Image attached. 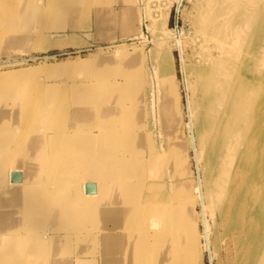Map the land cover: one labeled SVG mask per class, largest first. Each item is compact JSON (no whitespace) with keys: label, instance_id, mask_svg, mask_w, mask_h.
Here are the masks:
<instances>
[{"label":"bare ground","instance_id":"1","mask_svg":"<svg viewBox=\"0 0 264 264\" xmlns=\"http://www.w3.org/2000/svg\"><path fill=\"white\" fill-rule=\"evenodd\" d=\"M31 1L34 7L23 5ZM175 1L180 15L184 0ZM20 2L26 22L48 14L59 30L73 26L71 7L84 12L90 5L86 14L94 17L102 37H112L111 22L117 20L127 26L123 35L138 29L134 7L114 10L117 17L111 21L100 0H54L48 6L44 0ZM166 20L163 12L154 19L157 25ZM172 32L183 55L181 36ZM198 34L201 56L193 82L182 61L190 145L199 171L196 196L182 158L173 74L163 56L155 69L158 89L152 99L161 115L164 144L159 148L155 138L150 156L134 153L145 151L143 51L128 53L123 45L112 56L92 54L0 72V85L26 81L21 97L27 98V108L11 107L6 120L0 112V264H58L57 259L73 253L79 263L83 254L99 250L102 264H195L200 256L193 234L198 231L189 218L194 196L203 207L205 245L212 256L208 211L218 212L225 224L232 264H264V0H203ZM50 35L40 33L35 48L61 43ZM86 63L98 68V85L78 86L71 103L62 96L33 99L43 85L37 82ZM112 77L120 84L108 85ZM63 102L69 105L60 109ZM61 118H70V126L56 131ZM141 162L156 179L147 189L130 181ZM89 186L94 190L89 192Z\"/></svg>","mask_w":264,"mask_h":264},{"label":"rangeland","instance_id":"2","mask_svg":"<svg viewBox=\"0 0 264 264\" xmlns=\"http://www.w3.org/2000/svg\"><path fill=\"white\" fill-rule=\"evenodd\" d=\"M52 1L54 0H44V3L48 6V3ZM103 1L104 0H100V4H103L100 9L109 14L111 21L117 17H115L114 10L124 6L134 7L131 14L137 12V22L135 23L134 28L137 29L138 27V29L134 32L132 31L128 35H123V30L127 29V26L117 20L111 22L110 32L112 33V37H102L96 33L94 17L92 16L90 18L91 15L89 16L86 14V9L91 10L92 5L89 7H83L84 12H82V9L71 7L72 20L70 22L73 26L67 27L64 30H59L57 24H55L56 20L54 19V16L49 17L48 14H44V17L41 16L39 21L34 16H30L27 18L25 28H22V24L25 23L21 22L23 14L20 7V0H0V72L5 74L4 72L15 71L38 64H56L67 60L75 61L79 58H87L92 54L105 57L112 56L113 51L123 45L128 48V53H133L134 51L137 52L138 50L143 51V53L146 54V65L144 66L147 81V93L144 97V112H146L145 123L147 122L148 125L144 123L143 128H141L142 131H144L141 132L143 133V136H145V151L143 149L136 152L134 151V153L137 157L139 154L150 156V150L153 147L155 138L156 146H159L160 148L161 145L164 144L161 135V115L158 111L157 101L155 103L152 99L153 91H157L158 89V77L155 69L158 66L160 58L163 56L165 59L164 64H166L169 69L171 76L173 74L174 92L177 91L176 94L178 96L179 107L177 108L176 113H179L178 117L180 116L179 120L181 121H179L178 128L181 131L180 136L184 143L182 147V158L183 162H185L189 183L192 186H195L196 184L195 188L193 187V190H191V193L193 192L192 194L196 196L199 194L196 180L199 176V171L195 151L190 145V135H192V133L187 124L190 123L191 118H189L188 94L183 84L182 61L184 58L187 77L189 81L193 82V71L199 64L198 62L201 56L198 29L203 0H184L180 8V15H178V24L176 22V9L178 8V4L175 0H123L122 2L120 0H105L104 3ZM26 4L32 5L33 7L35 6V2L33 3L32 1L31 3H23V5ZM95 7L96 6H93V10ZM162 12L167 15V20L164 21L162 25H157L154 19H158ZM151 18H153V20H151ZM35 21L38 23H35ZM27 27L29 29H27ZM169 29H171L170 32L168 31ZM175 29L179 32L183 42V55L176 45V38L174 32H172ZM58 31L60 33H58ZM40 33L51 34L50 36L52 39L61 43H59V45L49 46L46 49H36L35 47ZM22 34H27L29 36V41L27 42L29 45L21 47L20 42H18L16 47L12 48V40L9 38L14 35L19 36ZM74 39H77V43H75ZM13 42L14 44L16 43L15 41ZM120 72L121 71L119 70L115 74L119 75ZM98 74L99 70L95 64L90 65L86 63L82 68L80 67L79 69L72 70L62 76L56 77V79L49 78L47 82L41 80L37 82V84L43 85L37 89V92H33V99L36 100L45 96L47 99L51 97L52 100H55L62 96L68 101V103H71L78 86L98 85ZM50 80L52 83H49ZM105 82L110 86L120 84L119 81L113 79V77ZM23 85L26 86V81L23 82L19 79L9 82L7 85H0V92L5 91L4 94H0V112L4 115L5 120L11 107L22 106L23 108H27V98L25 97L24 100H22L21 97ZM49 87H53L54 89L49 91ZM57 89L58 92H56ZM190 95L191 99H194V95L191 91ZM34 103L37 104L36 101H34ZM68 103H61L59 108L62 109V107L69 105ZM70 122V118L56 120L55 130L59 131V129H62V126L68 128ZM52 123L54 124V119H52ZM15 127H21V124H17ZM132 127L137 132H140L138 125H132ZM50 132L55 133L53 129H50ZM131 132L132 131H130V134H132ZM153 132H156L155 136H153ZM85 134L86 136L88 135L87 133ZM163 151L164 150L159 149L158 152L164 155ZM16 164L21 165V163ZM203 165V162H200V172H202V176ZM145 173L148 174L145 175ZM133 174H135L136 177L130 181L141 182L142 185L139 186H144L146 189L148 188L149 182L156 181L155 176L149 175L151 174V170L150 167L148 168L146 162L139 163L137 167L133 169ZM172 180V176L169 177V182ZM195 196L189 211V218L192 221L193 228L195 231H198L193 234L195 242L194 247L196 248V251L199 252L200 256V259H197V263L195 264H232L228 258L230 254V252H228L229 238L226 236L225 224L218 212H207L213 256L206 248L204 237L205 226L202 220L203 207ZM146 197H148L147 194ZM194 199L196 200L194 201ZM94 255H82V259L95 261L94 264H102L100 250ZM69 256H71L69 264H78L74 253Z\"/></svg>","mask_w":264,"mask_h":264},{"label":"crops","instance_id":"3","mask_svg":"<svg viewBox=\"0 0 264 264\" xmlns=\"http://www.w3.org/2000/svg\"><path fill=\"white\" fill-rule=\"evenodd\" d=\"M21 22L22 23H25V24H22V28L24 27L25 28V25H26V20H25V17H22L21 18ZM27 29H29L28 27H27ZM15 37V38H14ZM28 35L27 34H22V35H19V36H12V37H10L9 39L10 40H12V43H11V47H13V48H15L16 47V45H17V43L18 42H20V43H24L22 46L24 47V46H28L29 45V43H27L28 41H29V39H28ZM13 41H15L16 43L14 44V42ZM84 256H86V254H83ZM76 257V256H75ZM63 258H66V257H63ZM71 256H68L64 261H61V260H59V259H57V262H58V264H69L70 263V261H71ZM77 258V257H76ZM83 257L81 256V259H82ZM87 261V259H82V260H80L79 261V263L78 264H85V263H81V261ZM78 262V261H77Z\"/></svg>","mask_w":264,"mask_h":264},{"label":"water","instance_id":"4","mask_svg":"<svg viewBox=\"0 0 264 264\" xmlns=\"http://www.w3.org/2000/svg\"><path fill=\"white\" fill-rule=\"evenodd\" d=\"M178 12H179V9L177 8L176 9V22L178 24ZM15 181L19 180L20 179V175H14V178H13ZM94 190V186H89L88 187V191L91 192Z\"/></svg>","mask_w":264,"mask_h":264}]
</instances>
